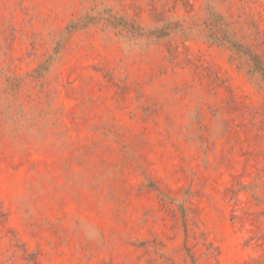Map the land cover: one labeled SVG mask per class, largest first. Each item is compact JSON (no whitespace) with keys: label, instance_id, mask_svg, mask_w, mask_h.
I'll return each mask as SVG.
<instances>
[{"label":"rangeland","instance_id":"1","mask_svg":"<svg viewBox=\"0 0 264 264\" xmlns=\"http://www.w3.org/2000/svg\"><path fill=\"white\" fill-rule=\"evenodd\" d=\"M0 264H264V0H0Z\"/></svg>","mask_w":264,"mask_h":264}]
</instances>
